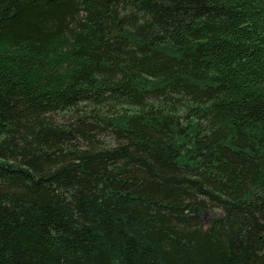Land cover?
<instances>
[{
    "label": "trees",
    "instance_id": "obj_1",
    "mask_svg": "<svg viewBox=\"0 0 264 264\" xmlns=\"http://www.w3.org/2000/svg\"><path fill=\"white\" fill-rule=\"evenodd\" d=\"M0 264H264V0H0Z\"/></svg>",
    "mask_w": 264,
    "mask_h": 264
},
{
    "label": "rangeland",
    "instance_id": "obj_2",
    "mask_svg": "<svg viewBox=\"0 0 264 264\" xmlns=\"http://www.w3.org/2000/svg\"><path fill=\"white\" fill-rule=\"evenodd\" d=\"M211 216V212L207 211V213L204 215V220L207 222Z\"/></svg>",
    "mask_w": 264,
    "mask_h": 264
}]
</instances>
